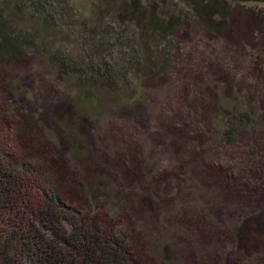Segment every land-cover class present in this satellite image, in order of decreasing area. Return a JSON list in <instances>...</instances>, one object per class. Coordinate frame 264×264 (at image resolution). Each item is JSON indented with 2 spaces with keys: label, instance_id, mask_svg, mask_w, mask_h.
<instances>
[{
  "label": "rangeland",
  "instance_id": "rangeland-1",
  "mask_svg": "<svg viewBox=\"0 0 264 264\" xmlns=\"http://www.w3.org/2000/svg\"><path fill=\"white\" fill-rule=\"evenodd\" d=\"M212 1L229 9L220 36L192 0H67L56 36L41 32L48 53L77 56L72 21L112 41L124 29L137 42L105 55L132 59L126 82L80 86L34 55L0 64V141L29 155L35 195L54 190L109 232L135 228L169 263L264 264V6ZM151 18L165 34L154 37ZM218 107L249 108L257 124L222 145ZM14 212H0L1 227Z\"/></svg>",
  "mask_w": 264,
  "mask_h": 264
},
{
  "label": "trees",
  "instance_id": "trees-1",
  "mask_svg": "<svg viewBox=\"0 0 264 264\" xmlns=\"http://www.w3.org/2000/svg\"><path fill=\"white\" fill-rule=\"evenodd\" d=\"M66 5L67 0H0V64L34 55L43 60L46 58L80 86L121 88L120 85L126 82L125 68L132 64V59L119 54L115 59L111 58L110 63L108 60L112 56L106 57L105 53H110V44L116 40L119 43L115 48L137 42L132 40V35L131 39H126L124 29L112 41L108 37L111 35L102 33L98 38L85 25L71 20L80 30L78 37L82 41L77 56H63L57 50L48 53L41 32H54L56 36L61 27L59 22L69 14ZM192 7L205 28L220 36L227 24L229 9L215 5L212 0H192ZM19 15H24L30 24H36V29L16 24ZM138 15L137 20L145 18L143 14ZM149 23L154 27V37L165 34L168 29L167 25L158 24L152 18ZM162 63L158 66L164 67ZM79 100H76L74 110L77 117L84 113L78 104L90 99L86 94L79 96ZM1 111L3 107L0 106V125L6 123ZM216 117L220 126L215 137L222 145L230 144L239 133L257 124L249 108L241 111L218 107ZM9 142L0 141V212L15 209V215L13 223L0 226V264H178L169 263L164 256L153 253L150 240L133 227L126 233L109 232L94 221H85L67 212L54 190L35 195L32 174L36 170L32 160L27 152L15 153V149L8 146ZM26 193L32 199L26 198ZM20 208L21 213L17 211Z\"/></svg>",
  "mask_w": 264,
  "mask_h": 264
},
{
  "label": "water",
  "instance_id": "water-1",
  "mask_svg": "<svg viewBox=\"0 0 264 264\" xmlns=\"http://www.w3.org/2000/svg\"><path fill=\"white\" fill-rule=\"evenodd\" d=\"M235 2L238 4L264 6V0H235Z\"/></svg>",
  "mask_w": 264,
  "mask_h": 264
},
{
  "label": "flooded vegetation",
  "instance_id": "flooded-vegetation-1",
  "mask_svg": "<svg viewBox=\"0 0 264 264\" xmlns=\"http://www.w3.org/2000/svg\"><path fill=\"white\" fill-rule=\"evenodd\" d=\"M238 4V3H237ZM238 5H242V4H238Z\"/></svg>",
  "mask_w": 264,
  "mask_h": 264
}]
</instances>
